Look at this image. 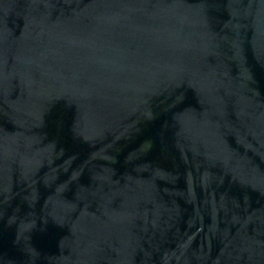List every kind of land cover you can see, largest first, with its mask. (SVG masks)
<instances>
[{"label": "water", "instance_id": "obj_1", "mask_svg": "<svg viewBox=\"0 0 264 264\" xmlns=\"http://www.w3.org/2000/svg\"><path fill=\"white\" fill-rule=\"evenodd\" d=\"M0 264H264V0H0Z\"/></svg>", "mask_w": 264, "mask_h": 264}]
</instances>
